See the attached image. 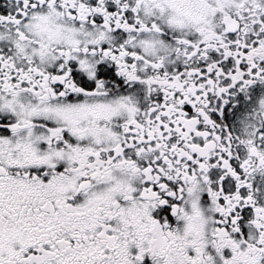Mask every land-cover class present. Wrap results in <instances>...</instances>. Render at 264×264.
Here are the masks:
<instances>
[{
	"label": "snow or ice",
	"instance_id": "obj_1",
	"mask_svg": "<svg viewBox=\"0 0 264 264\" xmlns=\"http://www.w3.org/2000/svg\"><path fill=\"white\" fill-rule=\"evenodd\" d=\"M0 264H264V0H0Z\"/></svg>",
	"mask_w": 264,
	"mask_h": 264
}]
</instances>
